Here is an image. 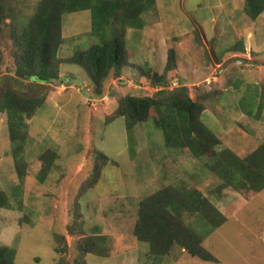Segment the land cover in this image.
<instances>
[{"label":"rangeland","instance_id":"1","mask_svg":"<svg viewBox=\"0 0 264 264\" xmlns=\"http://www.w3.org/2000/svg\"><path fill=\"white\" fill-rule=\"evenodd\" d=\"M37 2L10 0L18 20L31 15ZM142 19V27H127L131 55L121 77L110 74L98 93L85 69L65 61L76 48L99 41L90 9L62 16L60 78L44 84L16 75L6 19L0 87L44 96L26 119L24 175L14 159L7 114L0 111V190L9 198V207L0 206V244L15 249L14 264H264V189L228 186L219 192L223 179L209 158L167 145L153 119L130 132L117 113L127 94L153 96L164 88L152 76L163 75L174 48L177 64L165 74L166 88L187 86L204 104L202 120L220 138L219 151L249 154L264 143V11L252 19L245 0H155ZM46 152L55 155L41 179ZM166 186L197 189L227 216L212 229L198 213L182 214L216 261L193 257L180 245L155 256L137 239L140 200ZM88 237L106 254L83 252ZM57 246L65 249L57 252Z\"/></svg>","mask_w":264,"mask_h":264},{"label":"trees","instance_id":"2","mask_svg":"<svg viewBox=\"0 0 264 264\" xmlns=\"http://www.w3.org/2000/svg\"><path fill=\"white\" fill-rule=\"evenodd\" d=\"M154 3L155 0H38L33 13L18 20V12L10 0H0V42L4 26L8 25L6 19L11 18L9 36L16 45V75L40 84L57 81L61 64L58 52L64 41L62 16L67 12L90 9L91 31L99 41L87 49L76 48L65 61L85 69L98 93L110 74L121 77L131 55L126 48L127 27H142V13ZM245 11L250 18L256 19L264 11V0H245ZM176 64L177 53L171 48L163 75L152 76L155 85L164 88L153 96L129 93L123 98L117 113L125 117L128 130L131 132L137 123L153 119L163 130L167 145L186 148L195 156L210 159L208 165L223 179L219 192L228 186L263 190L264 143L246 156H239L230 148L219 151L220 138L202 120L204 104L190 96L187 86L166 88L165 74ZM43 102L44 96H29L9 85L0 87V111L8 117L10 138L16 142L13 155L21 175L25 173L21 162L28 139L26 119ZM54 155V152H46L42 157L41 179L51 169ZM101 157L106 155L99 153ZM0 206L9 207V198L3 190H0ZM185 211L198 213L212 229L222 225L227 217L199 190L166 186L140 200L134 234L138 240L149 244L150 252L155 256L168 254L174 245H180L193 257L216 261L217 258L203 246V236L185 223L182 215ZM55 248L57 252L65 249L63 246ZM81 249L100 255L107 252L91 237L84 239ZM14 260L15 249L0 244V264H14ZM57 264H66V260L61 259ZM82 264L87 263L83 260Z\"/></svg>","mask_w":264,"mask_h":264}]
</instances>
